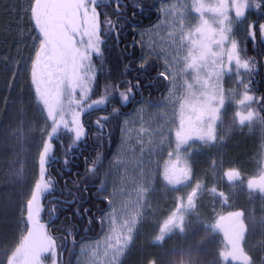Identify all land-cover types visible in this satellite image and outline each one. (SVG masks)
Instances as JSON below:
<instances>
[{
	"label": "trees",
	"instance_id": "1",
	"mask_svg": "<svg viewBox=\"0 0 264 264\" xmlns=\"http://www.w3.org/2000/svg\"><path fill=\"white\" fill-rule=\"evenodd\" d=\"M142 1L146 0H131L133 6ZM33 2L0 0V264H8L26 232V201L38 179V153L49 130L31 77L39 37L31 19ZM146 3H150V9L145 11L133 8L128 0H103L97 6L103 43L102 55L92 60L96 78L90 99L103 96L106 86H110L107 90L111 95L105 106L82 116L88 132L82 141L73 145L71 134L63 131L53 140L54 151L47 166L52 188L44 199L41 221L56 241L57 264H61L67 241L64 264H75L79 243L101 235L100 219L109 208V196L100 190V184L120 143L121 111L129 110L143 94L150 102L159 103L167 91V83L160 76L162 62L144 59L137 45L140 40L136 31L158 19L154 3ZM260 4V9L246 12L245 21L234 28L233 38L243 49L241 55L256 61V71L250 77L243 71L242 76L252 81L249 94L261 98L258 103L252 102L251 110L264 117V41L260 40L258 27L255 39L247 35L248 24L264 23V0ZM235 79L227 81L230 93L217 126L218 141L210 145L197 143L193 150V183L203 186L195 210L186 216L182 230L157 242L160 228L179 206L172 195L157 197L143 218L124 264H225L224 241L212 225L217 216L237 211L245 215L243 249L249 264H264V195L247 187V180L262 170L264 124L257 120L251 126L239 125L235 114L240 109L237 102L243 89ZM129 87L132 92L129 104H125L119 94ZM104 116L109 119L104 121ZM96 119H101L102 129L95 124ZM21 168L23 175L18 176ZM229 169L237 170L241 179L228 182L224 173ZM219 192L224 193L226 201L218 196ZM52 259L49 254L45 261L49 264Z\"/></svg>",
	"mask_w": 264,
	"mask_h": 264
},
{
	"label": "snow or ice",
	"instance_id": "2",
	"mask_svg": "<svg viewBox=\"0 0 264 264\" xmlns=\"http://www.w3.org/2000/svg\"><path fill=\"white\" fill-rule=\"evenodd\" d=\"M101 0H34L31 5V19L39 33L38 47L31 63L32 84L46 127L49 129L38 153L39 178L34 184L30 198L26 201V235H23L19 246L15 249L8 264H44L42 257L49 253L55 264L56 241L47 232V226L41 221L43 211L42 197L49 192L52 186L51 179L45 178L46 165L54 151L52 143L54 138L63 131L71 134V142L76 145L86 135L82 116L86 112L98 110L108 103L111 93L105 88V94L98 99H90L92 85L96 78V70L92 64L93 54L102 55L101 25L97 6ZM250 8L260 9V0H216L215 4L206 5L203 0H193L190 10L199 14L198 23L194 27L185 28L183 14L179 21V36L169 33L172 43L183 49L184 54L178 58L182 61L177 69L172 67L173 86L175 76L180 72L190 75L192 83L185 79V95L179 99V124L175 131V159L169 152V159L165 161L163 179L173 188L187 184L191 179V166L186 153H181L183 146L190 145L195 140L205 145L218 141L216 123L220 119V112L225 103V96L220 87V79L228 72H235L242 86V98L239 105L246 106V112L237 111L239 125L248 122L249 126L254 121L264 124V117L251 110L253 101L259 99L249 94L251 79L245 81L241 75L243 69L250 77L257 69L254 58L242 56L243 49L232 38L233 24L244 22L246 12ZM169 15H174L180 10L173 6ZM205 13L211 14V22L205 18ZM234 13V15H230ZM259 37L264 41V23L257 25L248 24L250 39H255L256 28ZM177 59V58H174ZM234 64V67L232 65ZM163 75V73H161ZM213 79L214 83L209 84ZM199 85V87H195ZM132 88L127 92H120L119 97L123 103L129 101ZM118 112V109H113ZM104 121L108 116L102 118ZM50 121V124L47 123ZM127 123V122H125ZM95 124L103 128L101 119H96ZM127 142V138L125 140ZM99 156L97 157V162ZM95 169H90L94 171ZM23 175V169L17 173ZM227 181L235 182L241 179L240 173L229 169L224 173ZM202 184L197 182L187 195L186 204H180L176 211L164 222L159 230L156 241H163L166 234L179 226L183 213L195 207V199L202 189ZM249 190H258L264 193V169L260 174L247 180ZM103 188V185H101ZM147 188L140 185L137 196L142 197ZM216 192L215 188L211 189ZM218 196L226 201L223 192ZM140 200L133 202L132 211L123 222L111 229V243L103 251L106 264H119L120 257L125 254L136 229ZM116 209H113V215ZM238 220L241 213L233 214ZM107 239V238H106ZM83 251V250H82ZM96 255V252L93 253ZM242 264H247V257L237 256ZM92 264H96L95 261ZM153 264L155 262L153 261Z\"/></svg>",
	"mask_w": 264,
	"mask_h": 264
},
{
	"label": "rangeland",
	"instance_id": "3",
	"mask_svg": "<svg viewBox=\"0 0 264 264\" xmlns=\"http://www.w3.org/2000/svg\"><path fill=\"white\" fill-rule=\"evenodd\" d=\"M203 2L206 5H212L216 3H214L213 0H211V4H208L209 0H203ZM192 3L193 0H172L169 3L162 5L160 7L161 15L159 21L152 28L140 33L141 45L145 54L147 56L157 57L164 64V75L167 78L166 81L168 82V87L162 101L158 103V105L160 104L159 106H151L147 101H144L133 115L123 120L122 142L103 176L102 190L108 194L110 201L109 205L111 206L108 213L103 217L102 221L105 235L107 234L106 231H110L111 233V229L114 226H117L123 222L127 214L132 211L133 202L139 199L140 205L138 210L140 216L138 217L136 229L132 234V239H135L143 216L151 208V198H154V196L158 195V193L165 195L170 191H176L175 188L171 187L166 183V181H164L162 173L165 161L169 159V152L173 153V159H175V131L177 130L179 124L178 113L180 101L178 98L185 95V79H187L189 83H192L193 81L190 75L180 72L175 76V82L173 86L172 67H170V65H174L178 69L182 63V61L178 62V58L184 54V51L183 49L178 48V45H174L172 43V38L169 37V33L173 32V28L175 26L177 31L174 33V35L176 38H178L181 13L183 14L185 28L194 27L198 23L199 14L190 10ZM173 6H175L180 11L174 15H169L165 10L167 9L169 12H171ZM205 18L209 19L211 22L210 13H205ZM95 56L96 55L93 54V57ZM232 67H234V64ZM232 73L233 72H228L220 79V87L225 96L223 108L228 103L230 93V91L225 87V83L228 81L227 76ZM213 83L214 80L210 79L209 84ZM195 87H199V85H196ZM238 111L246 112L243 108L239 109ZM218 122L219 120L216 123V131ZM246 124H248V122H246L244 125ZM126 138L127 142H125ZM194 142L202 143L201 141L194 139L190 142V144ZM180 151L181 153L187 152V154H190L193 149L191 146L187 145L183 146ZM52 155L53 152L51 153V158ZM49 162L46 165V179H48L47 166ZM262 169H264V158ZM140 185H144L147 188V191L142 197L137 196V190ZM191 187L194 186L192 185V182L188 181L187 184H184V186L179 189L180 196L177 200L179 205L182 203L186 204L187 195L191 191ZM50 191L43 195L41 201L42 206L45 197L48 193H50ZM254 191L259 192L258 190ZM200 192H202V190H200ZM200 192H198L197 197L200 196ZM113 209H116L114 215ZM194 210L195 207L184 212L180 225L175 227L168 234L170 235L175 231L182 230L184 225L183 222L186 216L188 213H192ZM26 215L27 210L25 212V221ZM232 216L234 215H223L222 217L217 216L213 221V227L217 228L216 224L219 220H228ZM25 228H27L26 223ZM24 235H26V232ZM105 237L106 236H102L94 242H86L82 244L79 249L76 264H92L93 261H95L96 264H106V259L102 254L103 250L105 249ZM222 237L225 240V248L223 251L225 264H230L232 262L236 264H242L240 260H235L238 256V253H236L235 250L240 245L235 243L227 233L222 234ZM94 252H96V255H93ZM47 254L48 253L44 254V256L46 257ZM43 257L42 259L44 264H48L45 261V257ZM102 258H104V260ZM248 263L249 261L247 260V264ZM49 264H53V259L50 260Z\"/></svg>",
	"mask_w": 264,
	"mask_h": 264
},
{
	"label": "flooded vegetation",
	"instance_id": "4",
	"mask_svg": "<svg viewBox=\"0 0 264 264\" xmlns=\"http://www.w3.org/2000/svg\"><path fill=\"white\" fill-rule=\"evenodd\" d=\"M129 1V0H128ZM146 1H148V0H146ZM146 1H142V3H140V5L139 6H133V4H132V2H130L129 1V3H130V5L133 7V8H136V9H139V10H149L150 8L148 7V5H150V3H146ZM150 1V0H149ZM151 1H156V0H151ZM213 1H215V0H213ZM163 2H165V0H161L158 4H159V6L163 3ZM229 2H231V0H229ZM142 6H144V8H142ZM230 14H232V15H234V13H230ZM246 19V18H245ZM143 19H142V22L141 23H143ZM239 22H237L236 24H238ZM232 36H233V34H232ZM138 47H139V49H140V45H138ZM141 50V49H140ZM142 53V52H141ZM147 99H149L148 97H146L144 94L142 95V99H140V101L139 102H143V100H147ZM137 102L135 101V102H133V104H131V107H130V109L129 110H127V111H121V115H122V117H123V119H125V118H127V117H130L137 109H138V107H139V105H137L136 104ZM127 104H129L128 102H127ZM179 188V187H178ZM177 189V188H176ZM100 190L101 191H103L102 190V188H100ZM240 218V217H239ZM219 230H222V233L224 234V233H227L231 238H232V240L235 242V243H238V244H242L243 243V241H244V237H245V234H246V228L244 227V225H243V221H242V219L240 218V219H236V217H233V218H229L228 220H223L221 223H220V225H219ZM51 237L53 236V235H50ZM235 252L236 253H238V256H245L246 257V255H245V253H244V251H243V248L242 247H238L236 250H235ZM236 261H238V259H235Z\"/></svg>",
	"mask_w": 264,
	"mask_h": 264
},
{
	"label": "water",
	"instance_id": "5",
	"mask_svg": "<svg viewBox=\"0 0 264 264\" xmlns=\"http://www.w3.org/2000/svg\"><path fill=\"white\" fill-rule=\"evenodd\" d=\"M63 256H64V251L62 252V259H63Z\"/></svg>",
	"mask_w": 264,
	"mask_h": 264
},
{
	"label": "bare ground",
	"instance_id": "6",
	"mask_svg": "<svg viewBox=\"0 0 264 264\" xmlns=\"http://www.w3.org/2000/svg\"><path fill=\"white\" fill-rule=\"evenodd\" d=\"M109 203V202H108ZM109 207H110V205H109Z\"/></svg>",
	"mask_w": 264,
	"mask_h": 264
}]
</instances>
